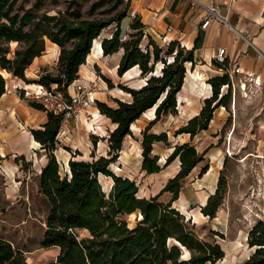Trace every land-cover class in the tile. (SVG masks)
Listing matches in <instances>:
<instances>
[{
  "label": "trees",
  "instance_id": "trees-1",
  "mask_svg": "<svg viewBox=\"0 0 264 264\" xmlns=\"http://www.w3.org/2000/svg\"><path fill=\"white\" fill-rule=\"evenodd\" d=\"M42 4V0H36L33 8H25L18 4V0H0V97L6 92L5 75L25 79L27 68L46 50L47 39L60 47L58 74L47 72L38 82L49 87L56 85L58 90L67 92L68 86L79 78L80 67L86 63L93 42L111 24L103 19H81L78 0H72L69 5L68 13L73 19L63 14L37 15L34 9ZM126 15L122 14L120 20ZM143 26L135 16L131 27L141 29ZM143 34L140 30L135 34L136 40H122L117 27L112 37L101 41L103 56L124 50L117 69L119 76L123 77L137 67L140 76L146 80L140 88L120 85L131 100L114 98L115 108L97 102L100 113L115 125L108 136V156H94L92 160L72 157L63 166L55 155L61 116L48 111L42 127L32 130L38 148L42 146L48 156L39 175V188L48 204L41 245L59 249L56 264H218L225 256L217 240L200 238L192 219H187L173 206L180 197L185 179L204 161L206 151L200 153L190 141L176 143L170 146L173 151L163 165L159 163L160 157L153 154L154 145L168 142L169 136L167 132L156 134L150 130L163 117L177 113V97L185 83L186 65L189 63L194 67L196 64L195 48L187 49L177 40H172L162 55L163 49L149 36V45L143 50L140 46ZM13 43H16L15 47H12ZM158 64H162L159 74L156 72ZM213 64L224 65L217 64L215 60ZM209 81L215 88L214 91L212 88V95L206 97L205 105L197 115L174 132L175 136L189 134L193 140L208 129L214 111L210 106L218 100L219 86L230 85L226 74ZM106 82L113 87L111 80L106 79ZM204 86H209V83L205 82ZM224 98L226 96L219 99L215 108L226 105ZM32 105L44 110L40 103ZM152 108H155L154 118L142 130V171L158 173L176 159L180 161V169L157 195L146 198L139 196L140 186L136 180L112 172L110 165L117 161L125 138L132 135V125ZM235 130L236 126L230 129V140ZM252 156L264 158L262 154L250 152L240 162ZM208 168L205 166L201 174ZM100 175L112 178L109 192L104 190ZM222 182L223 177L220 176L216 192L201 206L203 214L210 219L215 218L223 200ZM165 192L171 193L168 202L160 200ZM136 212L138 222L131 226L126 216L133 217ZM248 239L250 247L255 248L254 252L238 264H264L262 222L253 226ZM0 264L28 262L21 250L0 237Z\"/></svg>",
  "mask_w": 264,
  "mask_h": 264
},
{
  "label": "rangeland",
  "instance_id": "rangeland-1",
  "mask_svg": "<svg viewBox=\"0 0 264 264\" xmlns=\"http://www.w3.org/2000/svg\"><path fill=\"white\" fill-rule=\"evenodd\" d=\"M42 1L43 4L34 9L37 15L63 14L73 19L68 13L72 0ZM35 2L36 0H18V4H23L25 8H33ZM78 2L80 3L81 19H103L111 22L98 36L97 39L100 38V42L105 38L112 37V33L117 30V27L120 28L122 40H136L135 34L142 30L144 34L141 37V48L146 49L150 42V36L163 49L161 54L164 55L167 48L166 43L156 36H151L145 26L141 29L131 27L134 19L130 13L131 0H78ZM94 4H97L95 8H93ZM74 8L76 7L74 6ZM124 13L127 14L126 17L120 20ZM96 43L95 40L92 48ZM15 46L16 43H13L12 47ZM49 53L56 55L55 51H49ZM91 53L88 55L86 63L82 65L78 82L88 89L91 93L89 96L93 98L94 102L84 108L80 120H72L64 135L57 138L55 155L63 166L72 157L92 160L94 156H108V136L115 125L111 119L100 113L97 102L115 108L117 103L114 98L131 100L130 95L120 91V89L125 91L120 85L127 88H140L146 82L145 78L140 76L139 68L122 77L112 66L107 65L109 68H106L102 62L97 63L99 58L104 56ZM161 66L162 64L156 66L157 74L160 73ZM186 66L187 80L191 78L194 81L186 83L185 88H182L179 93L177 113L163 117L151 128L150 133L167 132L169 136L168 142H159L154 145V152L161 156H168L171 152L170 146L186 141L198 146L200 153L206 151L204 161L187 178V183L190 184V181L195 183V189L199 190L198 181L204 177L201 171L205 166H208L206 171L208 182L205 186L209 189L199 191L209 199L210 192H216L219 177L222 176L223 200L215 218L202 219L194 225V228L200 238L215 239L222 246L225 256L218 264H238L245 261L254 252L255 248L249 245V231L258 222L264 224V158L252 156L246 161L240 162V159L250 152L264 155V65L258 74L232 71L228 62L221 67L212 63L209 68H206L200 62L196 63L194 67L189 63ZM200 69L203 71L202 78L199 76L198 70ZM47 72L58 74V61L50 62L40 69L29 70L25 73L26 81L23 80V82L30 83L23 86L25 89L17 85L20 80L5 75L6 82L8 81L10 86V97L17 99L18 103L24 97L28 102H24L26 108L21 114L17 111L13 112L18 121L16 128L13 129L10 126L4 128L2 119H0V150L6 153V157L0 155V237L9 240L15 248L21 250L28 264H56L59 254L58 248H45L41 245L48 204L39 188V175L47 163L48 156L42 146L38 148V143L34 139L30 143L31 131L40 129L46 118L41 109L29 104V101L31 104H38V102L32 95H27V91L32 90L29 88L34 89L35 84H39L40 77ZM224 74L228 76L230 85L220 84L217 93L218 100L212 102L210 106V109L214 108V111L208 129L200 132L193 140L186 134L175 136L174 132L188 121L190 113L187 111V107L197 103L201 104L203 108L206 97L212 95L211 89L213 88L214 91L215 88L209 79ZM105 78L111 80L113 87L108 85ZM199 80L210 84V86H206L208 89L204 90L205 94L200 97L192 90L194 82H197L198 86L200 85ZM65 93L69 96V89ZM223 96H226L224 98L226 105H222L225 109H222V106L215 108ZM235 98L236 107L234 106ZM4 110L10 113L9 109L0 107L1 115L5 114ZM154 110L152 108L145 112L132 125V135L125 138L123 150L117 161L110 165L112 172L121 176L134 177L140 186L139 196H142L143 193L139 180L141 176L139 166L142 152V130L154 118ZM235 126V133L230 140V129ZM232 153L233 155H231ZM224 162H226L225 165ZM161 163L165 162L161 161ZM173 166L176 169L179 168V159L174 160L170 168ZM100 182L104 190L109 192L113 185L112 178L100 175ZM200 185L203 188V185ZM191 194L193 191L190 186H187L185 195ZM170 198L171 193H166L163 200L167 201ZM219 213L221 216H225L224 220L218 217ZM126 217L131 226L138 222L137 212L133 217L130 215ZM185 253L187 254V251Z\"/></svg>",
  "mask_w": 264,
  "mask_h": 264
},
{
  "label": "crops",
  "instance_id": "crops-1",
  "mask_svg": "<svg viewBox=\"0 0 264 264\" xmlns=\"http://www.w3.org/2000/svg\"><path fill=\"white\" fill-rule=\"evenodd\" d=\"M200 1L202 2V5H193L192 0H131L130 13L133 17H139L140 21L146 27V31L151 36H156L162 41L164 37H166L168 41L177 40L183 47L187 49L195 48L194 53L196 63L200 62L202 63V66H206V68H209V66L213 63L214 56L217 54L218 50L220 48H225L226 58L229 65L231 66L232 71L247 74H258L264 65V0ZM207 5L217 6L221 14L227 15L228 23H223L217 19H213L206 27H202V22L206 14L205 6ZM168 27H172V30L168 31ZM49 51H55L56 55H52V53H49ZM59 53L60 47L56 43L47 39L46 50L41 56H38L34 59L33 63L27 68L25 73H27L29 70L35 71L40 69L50 62H57ZM122 56L123 49H120L118 52H115L112 55L99 58L97 63L102 62L104 67L109 68L107 67V65H109L112 66L114 70H117ZM135 69H137V67ZM81 70L82 66L80 67L79 73ZM198 71L199 76L202 78L203 71H201V69ZM8 76H12L13 78L20 80V82H17V85L22 89H25L23 87L25 84H30L23 82V80L26 81L25 79L15 77L12 74ZM78 81H80V79L75 80L74 84L83 86V84ZM205 82L206 81L204 80H199V84H202L200 89H198L199 86L197 85V82L193 83L194 87L192 90L194 93H198L199 97L205 94V89H208L207 87H204ZM185 85L186 82L184 83L183 89L185 88ZM35 86L36 87L34 89L29 88L32 89L29 91H37L38 84H35ZM244 86H246V84H244ZM9 87V83L7 81L6 92L0 97V107L9 109L10 113L5 112L4 110L5 114H0V119H2L4 128L6 126H10L14 129L16 128L18 121L15 119L16 116L13 115V112L17 111L21 114L26 108L24 102L28 101L22 97L18 103L17 99L14 97L11 98L9 95ZM68 89L69 92H71L73 90V86H70ZM29 104L33 106L30 101ZM201 109L202 105L197 103H193L192 105L188 106L187 111L190 113L188 120L197 115ZM222 109L225 108L222 106ZM42 111L45 113L46 118L43 122L44 124L47 120V112L45 110ZM31 138L32 139L30 143H32L34 139L33 134L31 135ZM19 140L21 141V138H19ZM196 148L200 152L199 147L196 146ZM154 150L155 148H153V154L160 157L159 163L163 165L161 161L165 162L167 156H161L159 153H155ZM169 150L172 152L173 147ZM0 155L6 157V153L3 150H0ZM142 160L143 156L141 152L139 166L141 176L139 180L142 185L143 193L140 197L150 198L157 195L164 187L168 179L176 175L180 169L179 161V168L177 169L174 168V166L170 168V164L164 167L158 173L147 174L145 171H142ZM195 169H197V167L194 168L193 171ZM193 171L188 175V177L193 173ZM163 173L164 176H162ZM207 175L208 173L203 174L204 177L200 178L198 181V188L200 191L209 189L207 186H205V184L208 182L206 180ZM124 177L134 179L133 176ZM187 178L185 179L180 197L173 203V206L185 216L190 217L195 224L202 221V219H210L209 216H206L201 211V206L207 203L208 196H204L202 192L196 190L195 183L190 181V184H188ZM200 184L203 185V188L200 187ZM187 186H190L193 191V194L189 196L185 195V188ZM166 193L169 192H165L160 196V200L163 202L169 201L163 200V197ZM210 194L213 195L214 192H210ZM224 217V215L220 216V218L223 220L225 219Z\"/></svg>",
  "mask_w": 264,
  "mask_h": 264
},
{
  "label": "built area",
  "instance_id": "built-area-1",
  "mask_svg": "<svg viewBox=\"0 0 264 264\" xmlns=\"http://www.w3.org/2000/svg\"><path fill=\"white\" fill-rule=\"evenodd\" d=\"M193 5L201 4L200 0H192ZM205 18L202 22V27H206L211 20L217 19L220 22L228 23L227 15L221 14L219 8L215 5L205 6ZM172 27H168V31H171ZM166 44L170 41H166V37L163 38ZM226 49L220 48L217 54L214 56V60L217 64H224L226 62ZM75 82V81H74ZM70 84L73 86V90L69 92V96L65 92L57 89L56 85L47 86L38 84L37 91H27V95H32L33 98L40 103L46 112H53L56 115L61 116V127L58 137L64 135L70 127L72 120H80L82 112L86 106L94 102L93 98L89 96L91 93L85 86ZM212 90V89H211ZM189 219L190 217H187Z\"/></svg>",
  "mask_w": 264,
  "mask_h": 264
},
{
  "label": "bare ground",
  "instance_id": "bare-ground-1",
  "mask_svg": "<svg viewBox=\"0 0 264 264\" xmlns=\"http://www.w3.org/2000/svg\"><path fill=\"white\" fill-rule=\"evenodd\" d=\"M96 41H97V43H96L95 47L92 48V53H91V54H94V55H102V54H103V49H102V46H101L100 38H99V40L96 39ZM135 68H136V67L130 69V70L126 73V75L131 74V73L135 70ZM139 72H140V71H139ZM191 81H194V80H192L191 78H189V79L187 80V77L185 78V82H186V83L189 84ZM202 84H203V81H202ZM202 84L199 85L198 89H200V88L202 87ZM204 87H205V86H204ZM245 87H246V86H245ZM120 91H121L122 93L128 94L127 92H125V91H123V90H121V89H120ZM128 95H129V94H128ZM35 142H36V141H35Z\"/></svg>",
  "mask_w": 264,
  "mask_h": 264
},
{
  "label": "water",
  "instance_id": "water-1",
  "mask_svg": "<svg viewBox=\"0 0 264 264\" xmlns=\"http://www.w3.org/2000/svg\"><path fill=\"white\" fill-rule=\"evenodd\" d=\"M184 249V248H183Z\"/></svg>",
  "mask_w": 264,
  "mask_h": 264
}]
</instances>
